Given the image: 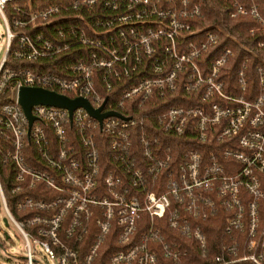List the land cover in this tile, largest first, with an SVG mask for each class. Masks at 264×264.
Here are the masks:
<instances>
[{
	"label": "built area",
	"instance_id": "built-area-1",
	"mask_svg": "<svg viewBox=\"0 0 264 264\" xmlns=\"http://www.w3.org/2000/svg\"><path fill=\"white\" fill-rule=\"evenodd\" d=\"M224 1L230 16L257 17L254 5ZM31 2L0 0V92L9 86L0 103V161L14 166L12 192L29 193L14 197L12 211L0 183L3 221L23 241L9 252L3 232L0 264H42L40 255L92 264L110 231L126 247L108 264H160L158 253L178 263L188 244L206 249L202 222L213 215L221 216L223 242L209 264H264V65L256 67L251 97L244 63L237 90L227 88L219 73L232 51L214 49L219 27L200 33L192 26L201 14L191 0ZM73 47L52 70L6 63L9 49L14 60L35 61ZM207 50L214 56L204 67L199 57ZM22 86L81 97L93 109L103 102L99 113L118 116L98 121L81 106L69 114L37 103L28 126L17 102ZM177 91L194 93L198 103L177 95L159 113L140 112L154 95ZM28 147L38 163H28ZM105 150L116 165L100 177ZM164 225L177 238L162 235Z\"/></svg>",
	"mask_w": 264,
	"mask_h": 264
},
{
	"label": "trees",
	"instance_id": "trees-1",
	"mask_svg": "<svg viewBox=\"0 0 264 264\" xmlns=\"http://www.w3.org/2000/svg\"><path fill=\"white\" fill-rule=\"evenodd\" d=\"M31 5H39L44 3H52V0H31ZM192 3L200 4V18L191 20V24L194 27L201 28L200 33L207 29L219 27L221 31L218 33L217 45L214 49H221L223 47H229L232 51L231 56L225 61L220 67L219 78L225 83L227 88H231L236 91V72L239 66L245 64V74L247 82V97H251L257 92V72L256 67L264 65V47H256V43L264 37V32L261 31V22H264V0H237L238 3L243 4L248 9L254 5L257 12V17L250 14L230 16V12L233 10L230 3L224 0H191ZM7 16L11 17L13 13L9 7L6 10ZM40 30V26L37 25L31 30V34ZM23 32H28V29H22ZM10 48H13V44ZM76 47L69 48L63 53L58 55L37 59L35 61H23L14 60L10 55V49L6 56V63L13 66H24L30 69L39 67L41 70H47L55 66L58 63L67 62L69 51ZM213 52L205 51L199 57L204 67H207L213 58ZM54 69V68H53ZM264 69V67H263ZM9 86H5L0 92V103L7 100ZM179 95L181 102L186 99V104L193 103L197 104L198 100L193 99L194 93L184 94L183 92L177 91L176 93H170L166 96L154 95L140 112L147 111L154 115L164 110L168 106L175 103L173 97ZM108 99V96L105 95ZM264 109V106H263ZM152 120V118L150 119ZM153 122V120H152ZM174 139V138H173ZM175 143L180 141L179 138H175ZM192 144L194 142H191ZM27 161L29 164L38 163L39 159L37 155L28 147ZM115 161L103 151V157L99 161V175H101L108 169L114 167ZM14 166L10 161H0V183L7 201V206L13 211V200L14 197H19L23 194H29L28 192L15 193L12 192L11 188L15 185L14 178ZM40 187L37 185L35 189ZM25 213V212H24ZM29 213L26 212L25 215ZM141 218V223H143ZM222 219L221 216L213 215L202 222L203 232L206 236L207 246L204 251H200L193 244H188L190 251L188 254L178 263L163 257L161 254H157V259L160 264H209L212 256L217 252L219 245L223 242L222 233ZM142 226L137 227L135 234L131 238V241H135L140 231L143 229ZM162 235L170 234L167 227L164 225L160 229ZM177 238L175 234H170ZM179 239V238H178ZM183 241V240H182ZM188 243V242H186ZM126 244L119 243L116 239L114 231H110L103 246L99 250L98 257L92 264H108L109 255L116 250L124 249Z\"/></svg>",
	"mask_w": 264,
	"mask_h": 264
},
{
	"label": "water",
	"instance_id": "water-1",
	"mask_svg": "<svg viewBox=\"0 0 264 264\" xmlns=\"http://www.w3.org/2000/svg\"><path fill=\"white\" fill-rule=\"evenodd\" d=\"M17 102L21 106L24 114L26 115L28 126L30 125L33 117L30 115V107L33 104H46V105H53L57 107L66 108L68 113H71V110L77 106L84 107L88 110V112L95 117L98 121L106 115H117L118 113L112 111H106L103 113H99V110L103 104L93 109L90 107L88 101L81 97H75L72 99L67 98L66 96L56 93L54 91L39 88V87H26L22 86L18 88L17 92Z\"/></svg>",
	"mask_w": 264,
	"mask_h": 264
},
{
	"label": "rangeland",
	"instance_id": "rangeland-1",
	"mask_svg": "<svg viewBox=\"0 0 264 264\" xmlns=\"http://www.w3.org/2000/svg\"><path fill=\"white\" fill-rule=\"evenodd\" d=\"M5 44V30L0 19V56L3 52ZM4 213L0 205V239L3 238V232H5L8 236L7 243L5 244L7 250L9 252H19L22 249V239L11 224L8 221L6 224L3 221ZM38 261L42 264H56V262L49 257L39 256Z\"/></svg>",
	"mask_w": 264,
	"mask_h": 264
}]
</instances>
